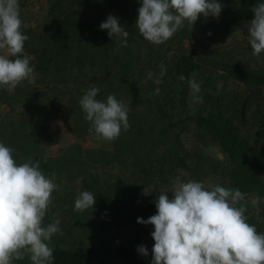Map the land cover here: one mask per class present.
Masks as SVG:
<instances>
[{
    "label": "trees",
    "instance_id": "obj_1",
    "mask_svg": "<svg viewBox=\"0 0 264 264\" xmlns=\"http://www.w3.org/2000/svg\"><path fill=\"white\" fill-rule=\"evenodd\" d=\"M18 2L28 37L23 55L35 80L13 91L0 86V142L14 149L18 163L39 162L58 186L43 222L61 221L62 234L46 242L51 264H152L154 226L137 220L157 214L155 199L178 175L239 189L248 200L259 195L258 208L249 205L246 215L264 233V52L254 56L249 42L219 45L247 29L252 7L264 0H219V18L201 14L192 30L185 21L159 45L136 28L142 0ZM108 15L128 31L127 46L100 29ZM92 85L98 100L115 95L128 108L130 127L114 140L88 131L79 101ZM57 122L72 142L59 145L50 131ZM82 191L96 203L75 211ZM12 264L32 262L26 255Z\"/></svg>",
    "mask_w": 264,
    "mask_h": 264
},
{
    "label": "clouds",
    "instance_id": "obj_2",
    "mask_svg": "<svg viewBox=\"0 0 264 264\" xmlns=\"http://www.w3.org/2000/svg\"><path fill=\"white\" fill-rule=\"evenodd\" d=\"M223 5L219 0H142L138 9L136 28L146 40L162 44L188 22L190 30L203 14L219 18ZM253 19L246 23L248 41L254 56L264 52V2L252 7ZM22 20L18 0H0V86L13 91L22 81L33 83L34 67L23 55L28 39L21 32ZM109 37L122 38L127 46L129 35L118 19L108 15L100 24ZM211 35V33H209ZM10 57H16L11 59ZM162 69L160 77L166 74ZM154 79V73H147ZM180 80L187 79L184 75ZM160 84L159 77L154 79ZM193 97L201 91L195 78L188 80ZM100 89L92 85L80 99V107L91 122L89 133L97 139L111 141L127 131L128 108L115 95L106 101L98 100ZM159 88L156 93L159 94ZM14 149L0 142V264H12L27 255L32 264H51L53 250L48 246L53 235L60 233L61 221L44 225L52 193L58 186L40 170L39 162L29 159L18 163ZM173 193L169 199L167 192ZM239 189L219 183L183 180L176 176L170 190H161L155 199L157 214L141 224H151L155 243L152 264H264V233L248 223L249 205L257 209L261 197L250 200ZM96 196L90 191L77 194L75 211L93 208ZM259 219V216H257ZM138 251L147 256L148 249L141 245Z\"/></svg>",
    "mask_w": 264,
    "mask_h": 264
},
{
    "label": "rangeland",
    "instance_id": "obj_3",
    "mask_svg": "<svg viewBox=\"0 0 264 264\" xmlns=\"http://www.w3.org/2000/svg\"><path fill=\"white\" fill-rule=\"evenodd\" d=\"M248 30L247 29H241L238 32H236L231 38H226V40L223 43H220L219 45H226L229 46H247L248 45ZM218 44V43H214ZM50 131L52 134H54L56 140L58 141L59 145H65L69 142L73 141V137L67 133L66 128L62 122H57L56 124L52 125L50 128ZM189 139L184 138V142H189ZM187 146V145H186ZM191 146V145H189Z\"/></svg>",
    "mask_w": 264,
    "mask_h": 264
}]
</instances>
